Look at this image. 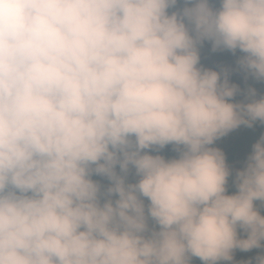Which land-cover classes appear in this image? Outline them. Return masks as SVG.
<instances>
[{"label":"clouds","instance_id":"clouds-1","mask_svg":"<svg viewBox=\"0 0 264 264\" xmlns=\"http://www.w3.org/2000/svg\"><path fill=\"white\" fill-rule=\"evenodd\" d=\"M250 79L264 0H0V264H264V134L215 146L264 125Z\"/></svg>","mask_w":264,"mask_h":264},{"label":"rangeland","instance_id":"rangeland-1","mask_svg":"<svg viewBox=\"0 0 264 264\" xmlns=\"http://www.w3.org/2000/svg\"><path fill=\"white\" fill-rule=\"evenodd\" d=\"M203 53L207 55L209 54V56L203 55ZM215 54H218V52H215V53L212 52L210 45L205 44L204 47L201 49L202 63L207 67H211V64L214 65L215 64V60H214ZM220 66L234 67L235 65H233L232 63H228V62H223L221 63ZM240 77H241V73L235 72L234 78L237 81L240 80ZM263 88H264V84H261L259 88L261 92H264ZM242 130H243L242 137L239 138L237 142L232 143L231 149H228L227 152H225L224 149L222 148L223 144L219 145V141H217L215 145L219 147L225 153L228 164L233 168L242 167L243 162L247 157V154L251 151V145L255 142L256 139L259 138L261 134H264V125L257 123L252 128L242 125ZM170 150H171V146H168L161 152V154H163L164 152H167L168 155H171L169 153ZM229 190L231 192V191H234L235 189L230 186ZM262 214H264V210H262ZM255 251H260V250L253 249L250 252H241L237 250L235 252V260L241 261V260H247L250 257H254Z\"/></svg>","mask_w":264,"mask_h":264},{"label":"trees","instance_id":"trees-1","mask_svg":"<svg viewBox=\"0 0 264 264\" xmlns=\"http://www.w3.org/2000/svg\"><path fill=\"white\" fill-rule=\"evenodd\" d=\"M203 55L209 56V54L207 55L205 53H203ZM237 55H239V53ZM235 59H236V57L233 56L229 52H226V51L225 52H218V54H215V58H214L215 64L214 65L211 64V67L214 68V69L218 68L221 65V63H223V62H228V63H232L233 65H235ZM234 74H235V72L231 76L232 81L235 82V83L240 84V86L242 88L245 87L246 85H245V82H244V79H243V74L241 73V77H240L239 81H237L234 78ZM248 83L251 84L252 86L256 87L258 89V91H260L259 88H260L261 84L256 83V82L252 81L251 79L248 81ZM263 90H264V88H263ZM237 99H241V97H237ZM242 133H243L242 126H240L239 128H237V129L233 130L231 133H229L227 136H225L221 140H219V145L223 144L222 148L224 149L225 152H227L228 149H231V147H232L231 144L237 142L238 139L242 137V135H243ZM169 153L171 155H174L172 150H170ZM163 155L171 156V155H168L167 152H164ZM258 252L259 251H255V255ZM193 264H201V262L198 259H194L193 260Z\"/></svg>","mask_w":264,"mask_h":264}]
</instances>
